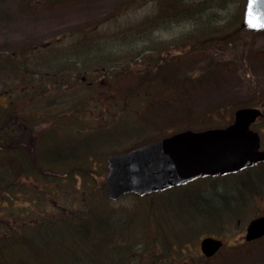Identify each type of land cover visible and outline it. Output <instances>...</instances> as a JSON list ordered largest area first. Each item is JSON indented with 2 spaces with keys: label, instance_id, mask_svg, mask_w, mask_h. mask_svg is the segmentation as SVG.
Segmentation results:
<instances>
[{
  "label": "rangeland",
  "instance_id": "obj_1",
  "mask_svg": "<svg viewBox=\"0 0 264 264\" xmlns=\"http://www.w3.org/2000/svg\"><path fill=\"white\" fill-rule=\"evenodd\" d=\"M199 1L56 0L52 3V0H0V56L12 55L21 49L31 50L25 61L28 64L46 48L45 54L54 51L58 56L64 55L65 46L71 44L77 45L67 50L68 55L77 58L84 52L91 53L88 58L106 54L105 60L98 59V56L89 69H80L82 65L69 68V85L73 86L72 96L75 97L71 103L80 105L79 120L70 117L67 104L55 102L59 99L55 90L47 91L48 99L18 98L15 111L6 114L9 122L15 124L17 135L13 136V143L2 145L7 136L0 130V151L20 152L27 165L32 167L34 156L41 155L37 151L40 144L36 147L34 142L44 127L57 117L62 118L58 119L62 125L67 117L71 126H80L82 136L97 129L103 132L113 130L115 138L103 145L102 150L94 152L93 173L90 174L97 173L93 179L97 183L93 198L99 199L105 190L102 184L101 191L99 182L106 174V154L125 151L177 130L203 129L214 125L211 121L217 125L226 124L236 108L264 104V30L252 32L241 26L245 0H205L201 3L205 6H200ZM205 12H208V21L206 17V27H202L197 24V16ZM55 54L50 56L51 60L59 61L54 58ZM96 65H103V69L113 68L115 79H98L88 87L84 75L92 76L101 68ZM2 71L0 105H5L7 100L2 92L8 86H14L15 90L27 86H19L20 79L9 76L10 66ZM44 101L53 102V105L47 102L36 105ZM81 107L89 111L84 112ZM71 110L75 112L76 109ZM34 115L35 122H41V116L49 120L39 123L33 132L30 131L31 120L27 117ZM90 138L94 140L88 143L91 149L97 146L98 140L92 133ZM15 158L21 159L17 155L9 159ZM16 167L15 185L18 189L9 192L13 200L4 199L0 191V206L19 214L13 226L14 230L20 231V235L13 238L18 251L12 253V260L19 264H36V261L40 264H66L67 258H72L70 252L75 241L73 229L68 230L66 217L69 215L72 219L75 216L77 219L86 212L82 210L86 203L79 197L81 177H75L76 185L72 186L71 178L66 179L60 171L49 172L44 178L38 177L41 181L34 185V178L28 170ZM2 168L3 165L0 175ZM230 176L225 182L233 181L237 175ZM86 181L89 182V178ZM218 181L201 179L192 188L207 195L212 191V182H217L216 188L219 189L221 180ZM56 186L61 189L58 193L54 192ZM186 194L188 191L160 192L149 196L150 201L145 196L133 194L117 200L107 199L103 207L112 215V232H107L106 239L109 241L110 235L112 237L107 249L109 260L103 264L118 261L120 264H166L151 257L156 247L149 237L155 230L159 236L167 237V245L157 242L161 258L172 260L173 263L169 264H189V249L194 247L199 235L222 231L219 234H234L229 238L236 237L235 230H239L242 221L246 223L264 209V199L258 195L251 198L243 192L242 199H238L237 211H229L236 213L233 218L228 216L221 221L212 217L210 224L208 221L206 224L200 214L205 224L198 226L197 221H193L194 215L190 220L191 229L186 225L183 227L188 228V234L180 233L177 224H169L167 228L162 222L159 226L156 221L159 218L167 220V216L176 223L186 221L184 218L189 217L190 211L186 206ZM193 199L197 201L200 197L195 194ZM200 202L197 203L201 205ZM58 207H63V215ZM51 216L53 218H49ZM62 216V225L38 221L42 217L60 220ZM0 219L5 223L12 222L8 214L1 215ZM198 219L202 220L199 216ZM218 221L222 224L220 231L218 226L211 224ZM40 233L44 239L37 238ZM175 233L177 237H189L184 239L186 247H177L182 246V242L174 241ZM94 239L98 241L101 236L95 232ZM235 249L224 250L213 262L203 264H264V240ZM87 257L81 253L76 261L72 259L71 264H83ZM195 259L198 260L196 256Z\"/></svg>",
  "mask_w": 264,
  "mask_h": 264
},
{
  "label": "trees",
  "instance_id": "obj_2",
  "mask_svg": "<svg viewBox=\"0 0 264 264\" xmlns=\"http://www.w3.org/2000/svg\"><path fill=\"white\" fill-rule=\"evenodd\" d=\"M56 0H52V3ZM199 1V0H197ZM205 0H202L201 3H204ZM205 6V4H201L200 6ZM199 7V6H197ZM205 14V15H204ZM197 16V15H196ZM208 12L203 13V15L197 16V24L199 26L204 27L208 21ZM207 17V21H206ZM199 20V21H198ZM201 20V21H200ZM205 24V25H204ZM206 27V26H205ZM77 45V44H75ZM74 44L65 46V54L60 55L57 52H48L45 54L48 48H46V51H44L41 55L34 56V61H30L28 64H25L26 59L31 55L30 51L26 50H20L16 52L14 55H2L0 56V72H3L2 70L10 66L11 71L9 72V76L15 75L18 79H20L19 86L23 87V85H26L27 87L19 88L15 90L14 86H8L6 90H4L2 93L5 94L6 103L5 105H0V130L1 132L5 133L7 137L2 140L3 144H11L13 143V136L15 137L17 135V132L14 131L13 128H15L14 124L12 122H9L8 117L6 116L7 113H10L12 111H15V103L18 98H27L30 100H42V99H48L46 95H48L47 91L49 89L55 90L58 93V100H55L56 103L67 104V106L70 108V117L73 120H79L81 118V111L80 105L74 106L73 99H75L74 95L72 96V87L70 86L69 82L71 78L69 77V68H77L76 66H81L80 69H89L90 66H93L96 62V59L98 57L105 60L106 54H98L94 55L91 58H88L91 53L84 52L83 55L80 57H76L73 55H68L69 53L67 50L73 48L75 46ZM57 53V54H55ZM67 53V54H66ZM40 54V53H39ZM54 55V58L59 61L51 60L50 56ZM35 55V54H34ZM68 55V56H67ZM88 59V60H87ZM82 60V61H81ZM91 60V61H90ZM87 61V62H86ZM86 62V64L84 63ZM112 63V62H111ZM33 67H28V66ZM101 67L100 69H96L97 71H94L91 75L92 76H85L84 79L87 83L94 84L96 80L98 79L103 81H110L115 79V73L116 71L113 68H106L103 69V65H96ZM106 67V66H105ZM9 71V70H8ZM30 77H33L30 80ZM82 78V77H81ZM34 79V82L32 83V80ZM30 80V81H29ZM83 81V80H82ZM86 83V84H87ZM90 85L87 84L89 87ZM50 90V91H51ZM80 96L77 95V98ZM35 101V102H36ZM70 101V102H69ZM48 103V105H53L52 103H49L48 101H44L40 104L36 105H43L45 103ZM54 102V103H55ZM82 103V102H79ZM15 104V105H14ZM72 104V105H71ZM71 105V106H70ZM71 109H76L75 112H71ZM82 109V107H81ZM84 112L89 111L82 109ZM91 112V111H90ZM67 114V112H65ZM61 117V116H60ZM14 119V118H13ZM28 120H31L30 127L34 128L41 122H46L49 119H44V116H41L40 119L41 122H35L37 119L34 116L27 117ZM26 119V120H27ZM59 117L55 118L54 121L50 123H46L48 126H45L43 131L40 133V138L38 140H35V146L40 144L38 148V152L41 153L40 157L38 155L34 156V165L32 167H29L27 164V160L25 156H22L20 152L11 154L6 153V150L0 151V167H2V174L0 175V191L3 193L4 199H9L11 202L13 200L12 196L9 194L15 190L18 189L17 185H15V179H16V166L18 168H21L22 170L30 173L31 176H33L34 181L32 182L34 185H38L41 181L38 179V177H45V175L49 172H53L54 174L57 171H60L63 176L66 177V179L71 178V185H76V178L75 177H81L80 180V199H83L84 203H86V208H82V210L86 211L84 215L78 217L77 219H74L75 216L71 219L69 215H67L66 220L67 224L69 226L68 230L73 229V233L75 235V241L73 242V250H71L70 255L72 258L68 257L66 264H71L72 259L77 260V256L79 254H87V259L83 261V264H103L107 259L109 252H108V244L110 241V238L112 235H110L109 241L106 239L108 237L107 232L111 231V218L112 215L108 213V211L103 207L104 202H107V199L104 196V193L99 196V199H94L93 195L95 193V186H97V183L93 180L95 178L93 173V158L95 157L94 152L97 150H102L103 145H107L108 142L113 140L115 136L113 135L112 131H104L101 129L94 130V132H91L93 136H96V140L98 142L96 143V147L92 146V148H89V141L93 142L90 138V134L83 135L80 133L82 132L80 129V126L76 125L71 126V121L69 119L64 118L65 124H61L59 122ZM24 119H22L23 121ZM58 120V121H57ZM68 120V123H67ZM28 122L25 121V127H27ZM21 134V133H20ZM82 138V143H79V140ZM94 145V143H93ZM37 147V146H36ZM94 148H96L94 150ZM93 149V150H92ZM17 155L21 159H9L11 156L12 158ZM19 160V161H18ZM22 161V162H21ZM21 162V163H20ZM92 162V163H91ZM95 164V163H94ZM16 165V166H15ZM100 165V164H98ZM16 171V173H15ZM27 172V173H28ZM39 172V173H38ZM91 173V174H90ZM248 174V173H246ZM85 176L84 179H82ZM236 176V175H235ZM237 175L233 181H226L225 179H228L229 177H223V178H208L207 180H221L219 183V189L216 187L217 182H212V191L206 195L205 192L197 189L194 190L192 187L201 179L196 180L194 182L189 183L188 185H184L182 187L173 188L165 193L172 194L176 193L178 191H188V194H186V206L190 207L189 211V217L184 218L186 220L185 222H175L173 218L170 216H167V220H163L159 218V220L156 221V223L163 224L164 222L167 225H176L179 227V232L188 234L187 229H191L192 223H190V220L193 218V221H197L198 226L204 225L205 222L207 224V221L215 218H219V216L223 213H229V211H237L238 206V199H242L243 192L247 195L252 193L253 191H256V186H254V183L251 182L249 179H238ZM11 177V178H10ZM231 177V176H230ZM86 178H89V182L86 181ZM240 178V177H239ZM229 180V179H228ZM37 181V182H36ZM62 182V180H61ZM219 182V181H218ZM222 182V183H221ZM231 183V185H230ZM103 181L101 180L99 182V187H102ZM54 192H59L61 189L56 186ZM193 189V190H191ZM190 190V191H189ZM103 191V187L102 190ZM10 192V193H9ZM197 194L200 199L195 201L193 199L194 195ZM59 196L58 198H60ZM55 199V198H54ZM201 201L199 205L197 202ZM234 201L232 204L231 202ZM240 202V201H239ZM79 204V203H78ZM4 207V206H0ZM66 208V206H63ZM62 207V208H63ZM58 209L61 211V215H63V209ZM74 210V209H73ZM76 210V209H75ZM70 211V210H68ZM194 211V212H193ZM192 212V216H191ZM109 214V215H108ZM202 214L203 216H200ZM215 215V216H214ZM198 216L202 219V217L205 219L200 220L198 219ZM54 217V215H53ZM52 216L49 218H53ZM192 217V218H191ZM49 218H41L38 219L39 222H50V223H58L62 225L61 221L63 219V216L60 218V220H54ZM148 222V220H145ZM213 222V221H212ZM40 225V224H39ZM187 226L188 228H183L184 226ZM216 223H212V226H216ZM155 226V228H159ZM1 228V227H0ZM2 230L6 233L5 235H0V264H19L18 261L12 260V253L14 251H18V246L15 245V242L13 241V238L17 235H20L19 232H15L12 230H7L5 227L2 228ZM162 230H164V227H162ZM98 233V235L101 236V239L96 241L94 239V233ZM107 234V235H105ZM58 237L60 238V235L58 233ZM37 238H43L44 236L42 233L37 235ZM152 241V245L156 241H161L163 245H167V237H164L162 235L159 236L158 231L155 230L153 235L149 237ZM174 240H183L188 239L187 236L184 238V236L177 237V233L173 235ZM111 251V250H109ZM36 264H40V262L36 261ZM113 264H120L118 261L117 263Z\"/></svg>",
  "mask_w": 264,
  "mask_h": 264
},
{
  "label": "water",
  "instance_id": "obj_3",
  "mask_svg": "<svg viewBox=\"0 0 264 264\" xmlns=\"http://www.w3.org/2000/svg\"><path fill=\"white\" fill-rule=\"evenodd\" d=\"M241 26L249 31L264 29V0H245ZM258 114L256 107H238L233 122L224 128L186 129L123 153L107 154L105 196L113 200L126 193L142 196L185 185L196 178L222 176L252 166L264 159L257 151V134L249 130ZM263 234L264 215L251 219L246 238ZM220 244L211 237L200 242L206 256Z\"/></svg>",
  "mask_w": 264,
  "mask_h": 264
},
{
  "label": "flooded vegetation",
  "instance_id": "obj_4",
  "mask_svg": "<svg viewBox=\"0 0 264 264\" xmlns=\"http://www.w3.org/2000/svg\"><path fill=\"white\" fill-rule=\"evenodd\" d=\"M82 80H84V79L82 78ZM87 84L90 85V83H87ZM254 107H257L259 109V114L249 124V130H251V131H253L254 133L257 134V137H258L257 151L259 152V155L264 156V154H263V152H264V104L260 103V104L254 106ZM233 119H234V111H233V114H232L231 118L227 121L226 124L217 125V123H214L213 121H211L214 125L210 124L209 126H207L205 128H223V127H226L227 125H229L230 123H232ZM34 128H31L30 131L34 132L35 131ZM205 128H203V129H205ZM13 129L16 132V128H13ZM195 130H201V128H197ZM33 132L30 133L32 137L34 135ZM39 138H40V136H39ZM34 139H35V137L33 138V141H34ZM246 173H248V174H246ZM230 175H239L238 179L244 178V179L251 180V182L254 183V186H256L257 190L253 191L252 193H250L249 196L251 198H255V196L258 195L261 199H264V159H261V160L257 161L255 164H253L252 166L246 167L244 169H241V170H239L238 172H235V173L226 174V175H222V176L200 177V178H196L195 180H193L191 182H194V181L199 180V179H205V178L206 179H208V178H211V179L218 178L219 179V178H223V177H228ZM191 182H189V183H191ZM189 183H187L185 185H188ZM182 186H184V185L175 186V187L163 190V191H158V192H154V193H148V194H145V195H142V196L147 197L146 200H149L151 198V197L149 198V196H151L152 194H156V193H160V192H166V191H168L170 189L178 188V187H182ZM124 195H126V194L121 195L119 198L123 197ZM133 195H135V194H133ZM142 196H139V197H142ZM119 198H117V199H119ZM117 199H114V200H117ZM110 200H113V199H110ZM0 210H4V212L0 211V216L8 214V215H10V218L12 219V222H9V223H5V222H3L2 219H0V226H1L0 235L1 234L5 235L6 233L2 230V228L5 227L7 230H12V229L14 230L13 226L16 224L14 221L18 220V218H19L18 215L19 214H17L16 212H13L12 210H10L6 206L0 207ZM235 214L236 213H234V212L223 213V214H221L219 216V218H217V220L225 221L223 219H227L228 216L233 218L234 216H236ZM263 215H264V209L262 211H260L259 213H257L252 218H250L246 223L244 221H242V225L239 228V230H235V232L237 233V236L236 237H232V238H229V236L230 235H234V234H219L220 232H222V231H220V228H221L222 224H219V221H218L216 226H218L220 232H217V231H215V232H207V233H205L203 235H199L197 237V239H195L194 247L192 249H189V251L191 253V255H190L191 260H190L189 264H203L204 262L205 263H210V262H213L214 258L220 252H222L224 250L230 252V251H232L235 248H238V247L239 248H242V247L244 248V246L247 247L248 244H254V243H256V241L260 242L261 240H264V234L259 236V237H256V238H252V239H247L246 238L247 226L249 224V221L251 219L255 218V217H259V216H263ZM237 219H239V218H237ZM237 223L240 224V221H237ZM14 231L16 232L17 230H14ZM205 237H211V238L217 239L221 243L219 248H217L216 251L213 254L209 255V256H206L201 250L200 242H201V239L205 238ZM176 241H178L180 243L182 242L181 243L182 246H180V245L177 246V244H176V246L178 248L179 247H186V243H184L185 242L184 239L183 240H176ZM157 242L158 241H156L154 243V245H153V246L156 247V249L152 252L151 257H154V258L157 257V259H159L158 261L161 262V263H164V262H166V264L173 263V261L168 259V258H164V257L161 258L162 255H161V252H160V250L158 248L159 244ZM162 245H163V243H162ZM174 246H175V244H174ZM235 250H237V249H235ZM176 253H178V252H176ZM195 256L198 258V260L195 259Z\"/></svg>",
  "mask_w": 264,
  "mask_h": 264
}]
</instances>
